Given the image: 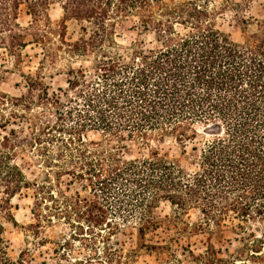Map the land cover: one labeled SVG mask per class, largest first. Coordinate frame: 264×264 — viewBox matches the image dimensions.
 Here are the masks:
<instances>
[{"label":"trees","instance_id":"16d2710c","mask_svg":"<svg viewBox=\"0 0 264 264\" xmlns=\"http://www.w3.org/2000/svg\"><path fill=\"white\" fill-rule=\"evenodd\" d=\"M53 4L63 10L58 27L48 15ZM23 8L32 19L28 27L19 22ZM217 14L201 0H0V48L18 61L29 44L42 53L36 73L24 74L27 94L0 91V264H34L29 249L17 259L8 254L5 222L17 224L12 203L17 196L32 198L28 229L36 236L59 219L87 223L108 239L135 229L139 248L179 262L164 240L146 243L149 232L178 226L179 238H205L202 253L189 250L199 263L232 258L264 264V236L246 226L264 219V23L239 42L221 30ZM68 19L82 23L75 39L67 37ZM123 22L153 33L157 45L117 41ZM90 57L91 71L67 65L68 88L84 100V109L73 107L78 123L61 137L55 132L62 127L32 115L40 104L65 105L49 97L41 70L62 59ZM34 91L45 97H32ZM73 109L66 114L71 117ZM18 121L28 122L27 132ZM89 129L102 137L88 139ZM201 132L208 138L198 147ZM167 138L181 147L182 156L193 143V167L161 151ZM126 141L148 152L127 158ZM160 201L169 202L175 214L158 217ZM190 209L199 212L198 222L182 217ZM228 232L236 234L234 252L212 242L221 235L218 242L231 245ZM40 237L38 243L46 244ZM124 255L136 256L137 248Z\"/></svg>","mask_w":264,"mask_h":264},{"label":"rangeland","instance_id":"374dc122","mask_svg":"<svg viewBox=\"0 0 264 264\" xmlns=\"http://www.w3.org/2000/svg\"><path fill=\"white\" fill-rule=\"evenodd\" d=\"M201 1H205L210 8L218 11V26L235 41H245L249 35L259 31L261 24L264 23V0H229L227 4H224V0ZM48 15L52 26L58 27L64 21L63 10L59 4L51 5ZM31 20V16L23 8L19 14L20 25L28 27ZM65 24L67 37L75 39L80 36L82 23L75 19H68ZM84 25L90 27L87 23H84ZM130 25V22H123L117 25V41L124 45H128L133 41H142L145 48L157 45L153 33L141 32L138 29L132 30ZM27 39H30V37L28 36ZM41 58V48L34 44H29L22 50L21 61L10 55L7 50L0 48V91L12 96L27 94L28 88L24 74L36 73ZM68 63H72L74 66H87L90 71L92 69V57L74 60L73 62L62 59L55 65L47 63L41 73L48 88V95L49 97H60L65 105L56 108L52 105L40 104L39 106H34L32 111V115L39 114L42 117V122L45 119H49L50 123L55 124L57 128L62 127L60 131L55 132L61 137H68L69 134L65 130L78 123V117L73 107L84 109V100L68 88ZM58 68L60 70H57ZM32 97H45V95H39V92L34 91ZM69 97H72L73 101L70 102ZM74 97L76 98L74 99ZM71 109L73 110L70 117L69 114H66V111ZM27 116L31 117L30 113H27ZM37 122L41 124L40 121L37 120ZM18 124L22 125L25 132L28 131V122L18 121ZM11 127L16 128L18 131L20 130L18 125L10 124L9 128ZM85 134L88 139L93 140H98L102 137L101 131L96 129H89ZM206 138H208V135L201 132V137L195 143L198 147H201ZM125 144L126 148L123 149V154L127 158L141 156L148 152L146 146H139L133 141H126ZM151 145L156 146V142H151ZM192 145L193 143L188 144L186 156L181 155V147L171 138L165 139V143L161 144L160 147L161 151L167 153L170 157H180L185 166L193 167L191 160L195 152L191 150ZM52 148L53 151L57 149L56 145ZM33 170L37 173L40 168L33 166ZM75 186L79 188L82 195H89L87 188H82L80 184ZM12 203L17 224L5 222L4 232V238L8 245V254L12 259H17L22 250L29 249L34 264H126L127 259L129 260L128 264H244L240 263L241 261L238 259L232 260V258H228L225 252L222 255L228 260L220 261L214 258L207 261V263L204 260L199 263L189 250L196 254L202 253L207 245L205 238L201 234H192L189 237L182 236L179 238L178 226L149 232L146 243L157 244L164 240L171 246V251L175 253L179 262L176 261V258H169L160 251L148 250L145 247L139 248L135 237V229L132 235H117L108 239L105 237L106 232L102 231V233H99L97 229H90L88 224L84 222L78 224L77 219L73 221L74 224L69 223L67 219L56 220L52 226L45 229L43 235H40L47 238L46 244L41 245L38 243L41 237L34 235L28 229V225L33 221L31 196H17ZM155 214L161 218L173 216L175 214L174 207L167 201H160L155 209ZM182 217L189 223H196L200 220V214L195 209H190L188 214H183ZM234 222L237 223L238 221L235 220ZM246 226L247 232H254L257 236H264V219H256ZM226 235L231 238V245L225 242H218L221 235L214 236L212 242L217 247L228 248L230 252H234V249L239 245L234 239L236 234L228 232ZM131 247L137 248V255L131 258L130 256L125 257L124 254ZM245 264L253 263L246 261Z\"/></svg>","mask_w":264,"mask_h":264}]
</instances>
